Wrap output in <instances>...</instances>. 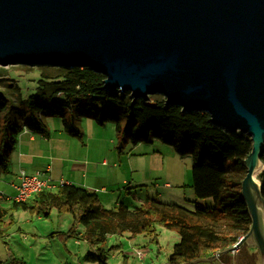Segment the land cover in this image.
I'll list each match as a JSON object with an SVG mask.
<instances>
[{
    "label": "water",
    "instance_id": "1",
    "mask_svg": "<svg viewBox=\"0 0 264 264\" xmlns=\"http://www.w3.org/2000/svg\"><path fill=\"white\" fill-rule=\"evenodd\" d=\"M0 65L87 67L104 89L206 112L253 141L242 198V247L264 264V0H0Z\"/></svg>",
    "mask_w": 264,
    "mask_h": 264
},
{
    "label": "trees",
    "instance_id": "2",
    "mask_svg": "<svg viewBox=\"0 0 264 264\" xmlns=\"http://www.w3.org/2000/svg\"><path fill=\"white\" fill-rule=\"evenodd\" d=\"M39 69L40 94L26 100L10 101L6 96L1 100V175L11 173V158L17 145L13 130L16 136L23 129L45 134L44 118L51 114L62 117L67 133L81 136L79 122L87 116L100 125L115 123L118 134L134 146L158 140L171 146L181 158H191L195 197L212 200L213 205L190 210L148 198L140 207L130 208L121 203L107 209L96 192L77 188L44 190L26 202L9 199V207H5L7 201L0 197V236L11 211L24 210L48 217L56 209L59 213L71 214L74 226L85 225L79 235L90 243H106L112 235L127 233L154 236L158 241L157 226L175 229L181 241L174 246L168 264H190L232 248L248 234L252 220L241 192L247 175L244 162L253 150L249 135L229 132L213 124L208 113L168 104L160 95L138 99L130 92L106 91V77L87 67L40 66ZM17 121L20 123L16 124ZM258 179L264 194V171ZM245 248L237 256L247 257L242 253ZM104 251H98L101 258ZM234 254L228 253L217 262L200 264H224L226 258L236 259ZM98 259L97 255L88 258Z\"/></svg>",
    "mask_w": 264,
    "mask_h": 264
},
{
    "label": "rangeland",
    "instance_id": "3",
    "mask_svg": "<svg viewBox=\"0 0 264 264\" xmlns=\"http://www.w3.org/2000/svg\"><path fill=\"white\" fill-rule=\"evenodd\" d=\"M41 80L39 67L0 65V103L4 96L11 101L17 98L26 100L30 96L40 94ZM19 123L17 121L16 124ZM106 126L107 128L102 127L105 129V135L112 133L117 143L124 141L125 136L118 134L115 123L108 122ZM12 132L17 139L15 131ZM106 138L108 139V136ZM144 145L151 147L153 151L151 153L136 151L138 146L132 143L128 151L124 152L121 149L123 151L121 154L119 149L116 151L118 157L123 154V158H128L126 164L131 168L129 170L131 184L121 186L122 193L117 195L118 201L123 202L127 198L125 204L130 208L140 207L142 203L140 199L145 201L148 198H158L164 203L167 200H175L179 202L175 204L190 210H195L197 206L213 205L212 200L207 202L195 197L191 158H181L171 146L158 140ZM11 174L12 171L9 176ZM167 182H173L172 189L167 188ZM130 185L133 187H129ZM4 205L9 207V201L4 202ZM113 207L111 205L109 208ZM5 221L7 227L0 236V264H168L174 246L181 241L175 229L157 226L158 241L154 236H133L127 233L112 235L106 243H90L79 235L83 233L85 225L74 226L71 214L59 213L56 209H53L48 217H39L38 214L29 211L14 210ZM245 247L242 253L248 255L247 257L237 256L236 252L234 254L236 259L226 258L223 263L261 264L258 250L247 245ZM100 249L105 250L103 258L99 255ZM140 251L146 253L144 258L139 256ZM248 252L252 255L250 256ZM91 255H97L99 259L88 260Z\"/></svg>",
    "mask_w": 264,
    "mask_h": 264
},
{
    "label": "crops",
    "instance_id": "4",
    "mask_svg": "<svg viewBox=\"0 0 264 264\" xmlns=\"http://www.w3.org/2000/svg\"><path fill=\"white\" fill-rule=\"evenodd\" d=\"M55 116L58 115L45 116V134L29 129H23L18 134L16 150L11 158L12 174L0 176V194H4V200L9 201L16 195L13 184L18 183V175L24 170L30 175L41 172L44 178L51 177L56 182L63 179L80 191L96 192L107 209H113L121 203L126 205L127 198L123 202L118 201L117 195L122 193V185L131 184V168L126 164L128 158H123V154L118 157L116 151L119 149L120 154L122 150L128 151L131 142L117 143L114 134H104L105 129L102 127L107 128L106 125H100L87 116L79 122L82 135H71L65 131L62 117ZM136 151L151 153L153 149L140 144ZM172 185L173 182L166 183L167 188L172 189ZM140 202L144 201L140 199ZM166 203L179 202L167 200ZM111 205L114 207L109 208Z\"/></svg>",
    "mask_w": 264,
    "mask_h": 264
},
{
    "label": "built area",
    "instance_id": "5",
    "mask_svg": "<svg viewBox=\"0 0 264 264\" xmlns=\"http://www.w3.org/2000/svg\"><path fill=\"white\" fill-rule=\"evenodd\" d=\"M43 175L44 174L41 172L30 175L26 171L22 170L18 175V183L13 184L16 195L11 199L17 202H26L44 190L56 191L60 188H76L72 183L66 182L63 179L59 182H56L51 177L44 178ZM0 195L1 198H4L3 193H1ZM139 256L141 258H144L146 256V253L144 251H140Z\"/></svg>",
    "mask_w": 264,
    "mask_h": 264
}]
</instances>
